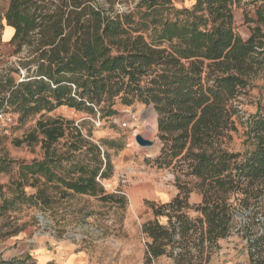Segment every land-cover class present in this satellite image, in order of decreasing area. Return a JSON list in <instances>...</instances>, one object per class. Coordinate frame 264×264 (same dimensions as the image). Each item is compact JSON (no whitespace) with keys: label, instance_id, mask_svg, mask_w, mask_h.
Instances as JSON below:
<instances>
[{"label":"trees","instance_id":"obj_1","mask_svg":"<svg viewBox=\"0 0 264 264\" xmlns=\"http://www.w3.org/2000/svg\"><path fill=\"white\" fill-rule=\"evenodd\" d=\"M118 1L10 0L0 16L1 30L6 23L15 31L17 57L0 67V112L20 124L38 117L13 145L41 153L21 162L0 156V178L19 172L0 182V219L20 205L46 211L74 195L126 208V198L102 184L114 174L109 150L123 147L94 142L92 124L54 113L65 107L109 120L118 107L142 105L158 116L163 148L155 165L194 179H177L172 201L149 204L153 218L141 229L145 264H207L235 216L247 212L261 226L254 237L252 224L244 226L251 264H264V108L245 117L236 104L253 80L264 79V0L251 2L254 16L243 0H195L182 9L173 0H129L125 12L114 8ZM243 7L247 39L235 22ZM239 127L241 149L233 146ZM194 193L201 201L192 205ZM14 224L4 222L0 241L25 230Z\"/></svg>","mask_w":264,"mask_h":264},{"label":"rangeland","instance_id":"obj_2","mask_svg":"<svg viewBox=\"0 0 264 264\" xmlns=\"http://www.w3.org/2000/svg\"><path fill=\"white\" fill-rule=\"evenodd\" d=\"M173 1L181 9L191 8L195 4V0ZM252 1L243 0L242 6L247 5L250 15L254 16ZM7 2L10 0H0V16L5 14ZM130 4L129 0H119L114 8L125 12L131 8ZM235 22L241 37H250L244 7L235 11ZM9 37L10 31H7L5 38ZM14 51L13 47L2 45L0 39V67L16 62ZM236 104L245 117L255 114L259 107L264 108V79L258 77L253 80L251 87ZM118 111L119 115L109 120L74 111H61L57 116L72 118L79 124L87 121L93 125L94 142L104 138L123 147L117 154L108 149L112 154L114 174L102 184L108 194L124 196L126 208L112 207L95 198L80 195L60 201L46 211L20 205L15 212L0 219V228L5 221L25 227L19 234L0 241V262L30 260L33 264H145L146 240L141 229L143 223L153 218L149 204L161 205L172 201L178 194L177 179L181 184L194 183V179L186 178L178 168L159 169L155 165L163 144L158 137L157 114L151 107H118ZM7 114L14 118L15 125L6 127L0 123V156L20 162L40 157L38 147L16 148L13 145V140L29 131L38 117L20 124L17 115L11 112ZM124 123H127V127H123ZM90 124L87 128H90ZM137 135L152 141L153 146L140 147L136 142ZM243 141V131L239 127V133L234 135L233 146L241 149ZM18 174L14 167L11 175H2L0 182L7 184L11 176ZM191 185L189 188H193ZM200 201L201 197L196 193L189 200L192 205ZM259 220V216L248 212L236 215L231 235L219 241L217 248L210 253L207 264H251L244 226L252 224L249 232L254 237L261 227L254 225ZM163 223H166L165 219ZM13 228L10 227V230ZM3 230L6 232L9 227ZM154 264L176 263L171 259L160 258Z\"/></svg>","mask_w":264,"mask_h":264},{"label":"crops","instance_id":"obj_3","mask_svg":"<svg viewBox=\"0 0 264 264\" xmlns=\"http://www.w3.org/2000/svg\"><path fill=\"white\" fill-rule=\"evenodd\" d=\"M8 4H7V6H6V8H5V13H6V11H7V9H8V7H9V3L10 2H7ZM3 15V14H2ZM7 31H10V37L9 38H5V35H6V33H7ZM14 34H15V31L12 29V28H10V27H8L7 25H6V23H4V28L1 30V33H0V39H1V43H2V45H7V46H10V41L12 40V38L14 37ZM61 111H74V110H71V109H68V108H65V107H62V108H59L58 110H56L55 111V115H58ZM75 112V111H74ZM200 203V202H199Z\"/></svg>","mask_w":264,"mask_h":264},{"label":"built area","instance_id":"obj_4","mask_svg":"<svg viewBox=\"0 0 264 264\" xmlns=\"http://www.w3.org/2000/svg\"><path fill=\"white\" fill-rule=\"evenodd\" d=\"M0 123L4 124L6 127H10L15 125V120L11 115L0 112ZM123 127H127V123H124Z\"/></svg>","mask_w":264,"mask_h":264},{"label":"water","instance_id":"obj_5","mask_svg":"<svg viewBox=\"0 0 264 264\" xmlns=\"http://www.w3.org/2000/svg\"><path fill=\"white\" fill-rule=\"evenodd\" d=\"M152 110L156 113L155 109L153 107H151ZM157 114V113H156ZM158 118V116H157ZM136 142L140 147H152L153 146V142L150 140L145 139L144 137L137 135L136 136Z\"/></svg>","mask_w":264,"mask_h":264}]
</instances>
